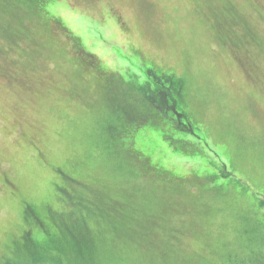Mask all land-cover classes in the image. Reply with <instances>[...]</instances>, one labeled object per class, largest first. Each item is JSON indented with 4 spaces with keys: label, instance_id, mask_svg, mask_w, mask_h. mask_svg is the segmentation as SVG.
<instances>
[{
    "label": "rangeland",
    "instance_id": "obj_1",
    "mask_svg": "<svg viewBox=\"0 0 264 264\" xmlns=\"http://www.w3.org/2000/svg\"><path fill=\"white\" fill-rule=\"evenodd\" d=\"M74 227L93 264H264V0H0V264Z\"/></svg>",
    "mask_w": 264,
    "mask_h": 264
},
{
    "label": "trees",
    "instance_id": "obj_2",
    "mask_svg": "<svg viewBox=\"0 0 264 264\" xmlns=\"http://www.w3.org/2000/svg\"><path fill=\"white\" fill-rule=\"evenodd\" d=\"M187 125L189 127L188 130L190 132L192 131L191 133L196 134L195 131L193 130L192 126L190 125V123H187L185 125L186 128H187ZM188 130L186 129V131H188ZM195 137L198 141L204 142L203 140H200V137H198L197 135H195ZM147 168H149V167H147ZM49 229L47 228V230L52 234L53 232ZM75 232H76V228L74 227L71 229V234L74 235V238L76 240V247H77L76 251L78 253L79 258L76 261L70 262V264H76L79 261L82 262L84 260H87L93 264L92 258H93L94 249L92 247V241H90V239H87L84 242L83 239L80 238L78 236V234H76ZM61 240H63V239H61V237L60 238L56 237L55 240L52 243L50 242V244H49L46 240L37 241L34 239V241H33L34 249L32 251H30L29 253H27L26 255H24V257L20 258L16 264H42V263L64 264L63 263L64 259H62L61 256L55 255L53 253V248H55V247L57 248L58 246H60L62 244ZM50 241H52V240H50ZM88 257H89V259H88Z\"/></svg>",
    "mask_w": 264,
    "mask_h": 264
}]
</instances>
